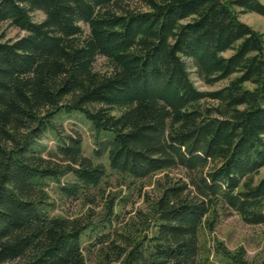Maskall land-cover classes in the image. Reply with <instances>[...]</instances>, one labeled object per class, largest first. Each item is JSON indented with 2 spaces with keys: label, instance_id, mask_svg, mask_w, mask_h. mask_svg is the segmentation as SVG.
Masks as SVG:
<instances>
[{
  "label": "trees",
  "instance_id": "trees-1",
  "mask_svg": "<svg viewBox=\"0 0 264 264\" xmlns=\"http://www.w3.org/2000/svg\"><path fill=\"white\" fill-rule=\"evenodd\" d=\"M249 12L264 17V4L0 0V22L25 32L0 35V264H84V253L96 264H207L198 236L221 215L264 225V40L239 20ZM98 56L110 71L94 69ZM189 68L227 82L199 90ZM71 112L89 122L92 157L56 125ZM109 174L130 192L104 195ZM50 183L61 199H102L101 215L52 214ZM133 190L142 206L119 217ZM214 252L264 264V253L248 261L219 242Z\"/></svg>",
  "mask_w": 264,
  "mask_h": 264
},
{
  "label": "rangeland",
  "instance_id": "rangeland-1",
  "mask_svg": "<svg viewBox=\"0 0 264 264\" xmlns=\"http://www.w3.org/2000/svg\"><path fill=\"white\" fill-rule=\"evenodd\" d=\"M264 4V0H259ZM31 19L33 21H41L44 17L43 13L39 10L32 11L30 13ZM239 20L246 25H248L251 29L260 32L263 34L264 40V17L256 14V13H240ZM85 29V27H84ZM25 32L19 30L15 27L8 25L7 22H0V35L3 36V39H13L15 37H19L23 35ZM229 51L223 53V55H228ZM188 63V60H184ZM94 69L100 72H108L110 71V65L108 61L98 56L94 62ZM189 77L192 80L194 86L199 90H213L218 87L224 85L227 80H222L214 83L213 85H207L202 82L198 77H196L193 72V68H189ZM56 125L61 132L62 135H79L81 138V150L84 156L92 157V151L94 148V144L91 139L90 131H89V122L83 117V115L79 112H71L68 117H64L62 119H58V116H55ZM42 143L46 145V150H53L56 142L53 140L51 135L46 134L42 139ZM98 161V160H94ZM103 162V159L99 160ZM105 163V161H104ZM172 173H179L177 170H174ZM160 174H156L151 176L150 178H146L143 180L141 191L148 192L151 188V184L153 181L160 176ZM264 175V167L259 170L258 177ZM108 185H106L105 194L116 193L117 196L122 195L123 192L126 191L121 188V191L118 187L114 186L112 174L108 176ZM71 180L70 175H66L61 178V181ZM50 198L53 200L55 204V209L51 212L52 214L57 215H66V216H78L84 214L89 210V214L91 215V219L95 221L97 216L101 215L102 211V199H94V202L84 204L83 202L76 200H68L61 199L54 193V187L52 183L48 185ZM107 194V195H108ZM130 201L124 205L123 207H114V210L121 211L119 213V217L124 215L125 212L129 216L131 214V210L135 207H141V199L138 198L133 190L130 195ZM90 229L84 231L82 235V246H86L89 239L93 236V233ZM199 244L201 246L202 252L204 255H207V264H225L221 257L214 252V246L217 242H219L225 249L234 250L236 248H240L244 252V256L246 260L253 261L260 258L264 253V225H249L243 223L239 217L234 213H228L221 215L214 228L211 231H204L199 233ZM84 264H96L94 255L84 253ZM5 264H16L15 262H8Z\"/></svg>",
  "mask_w": 264,
  "mask_h": 264
}]
</instances>
